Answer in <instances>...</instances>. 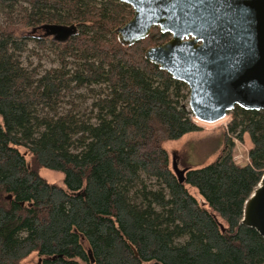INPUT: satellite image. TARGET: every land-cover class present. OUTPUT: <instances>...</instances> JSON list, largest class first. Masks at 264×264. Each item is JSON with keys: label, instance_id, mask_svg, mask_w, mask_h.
<instances>
[{"label": "trees", "instance_id": "trees-1", "mask_svg": "<svg viewBox=\"0 0 264 264\" xmlns=\"http://www.w3.org/2000/svg\"><path fill=\"white\" fill-rule=\"evenodd\" d=\"M132 15L117 0H0V264L32 253L91 264L88 250L93 264H264V238L242 223L264 174V109L236 105L220 155L179 182L164 143L203 127L187 85L145 58L170 35L153 27L130 46L117 40ZM55 23L77 33L43 36ZM29 42L57 66L24 65ZM245 136L247 158L235 160Z\"/></svg>", "mask_w": 264, "mask_h": 264}, {"label": "water", "instance_id": "water-1", "mask_svg": "<svg viewBox=\"0 0 264 264\" xmlns=\"http://www.w3.org/2000/svg\"><path fill=\"white\" fill-rule=\"evenodd\" d=\"M117 1L133 9L132 17L115 29L121 45L144 39L153 27L170 35L144 55L187 85L188 109L195 121L216 122L236 105L264 109V0ZM42 27L58 42L77 33L75 24ZM170 159L182 183L187 168H179L173 153ZM242 223L264 238V174L244 203ZM88 254L93 264L90 250Z\"/></svg>", "mask_w": 264, "mask_h": 264}, {"label": "rangeland", "instance_id": "rangeland-1", "mask_svg": "<svg viewBox=\"0 0 264 264\" xmlns=\"http://www.w3.org/2000/svg\"><path fill=\"white\" fill-rule=\"evenodd\" d=\"M32 50L39 51L42 58L33 54ZM20 58L23 61V64L28 65L29 68L39 65L40 67L38 71L40 74L50 67L57 66L56 55L54 52L46 49H38L35 47L34 42H29L28 49L21 54ZM86 92V89L79 90V93L82 95H85ZM79 101V99L74 98V102L79 103ZM186 101L188 103V98ZM89 103L90 101L87 102V104L84 103L82 108H85ZM228 118L229 114L226 118L214 124H205L200 121H195L203 127V130L192 132L186 134L180 139L170 140L164 143L169 151L170 158L173 153L179 168L199 166L216 159L224 147L222 132ZM249 147L250 142L247 136L244 137L242 142L235 140L233 147L234 156L240 155L241 158L239 160H246V153ZM40 175L46 178L47 181L57 184H61L63 177L62 173L46 168L40 170ZM189 190L199 201L202 200V197L194 187H189ZM21 264H40V262L36 253H32L22 260Z\"/></svg>", "mask_w": 264, "mask_h": 264}, {"label": "bare ground", "instance_id": "bare-ground-1", "mask_svg": "<svg viewBox=\"0 0 264 264\" xmlns=\"http://www.w3.org/2000/svg\"><path fill=\"white\" fill-rule=\"evenodd\" d=\"M224 118H222V119H220V120H218V121H216V122H212V123H207V122H203V123H205V124H214V123H217V122H219V121H221V120H223Z\"/></svg>", "mask_w": 264, "mask_h": 264}, {"label": "built area", "instance_id": "built-area-1", "mask_svg": "<svg viewBox=\"0 0 264 264\" xmlns=\"http://www.w3.org/2000/svg\"><path fill=\"white\" fill-rule=\"evenodd\" d=\"M240 158H241L240 155H235V156H234V159H235V160H239Z\"/></svg>", "mask_w": 264, "mask_h": 264}, {"label": "flooded vegetation", "instance_id": "flooded-vegetation-1", "mask_svg": "<svg viewBox=\"0 0 264 264\" xmlns=\"http://www.w3.org/2000/svg\"><path fill=\"white\" fill-rule=\"evenodd\" d=\"M42 35L47 37V35H45V32H44V30H43V33H42ZM49 37H51V36H49ZM51 38H52V37H51Z\"/></svg>", "mask_w": 264, "mask_h": 264}]
</instances>
